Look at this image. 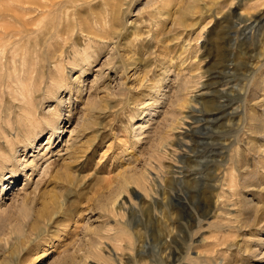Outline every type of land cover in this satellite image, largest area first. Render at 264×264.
I'll return each instance as SVG.
<instances>
[{"label":"rangeland","instance_id":"1","mask_svg":"<svg viewBox=\"0 0 264 264\" xmlns=\"http://www.w3.org/2000/svg\"><path fill=\"white\" fill-rule=\"evenodd\" d=\"M0 10V31L20 36L14 61L0 56V264H73L92 244L87 264H203V237L236 233L219 224L244 237L223 264H264V227H242L246 199L264 202V154L220 140L237 125L253 139L239 109L247 91L248 109L264 107V0H0ZM190 96L202 105L178 104ZM48 109H60L54 133ZM206 121L197 136L213 139L195 154L191 128ZM124 174L141 199L128 189L113 213Z\"/></svg>","mask_w":264,"mask_h":264},{"label":"bare ground","instance_id":"2","mask_svg":"<svg viewBox=\"0 0 264 264\" xmlns=\"http://www.w3.org/2000/svg\"><path fill=\"white\" fill-rule=\"evenodd\" d=\"M16 1V0H15ZM109 1V0H108ZM151 1V0H150ZM240 1V0H239ZM13 2V1H12ZM164 4V3H163ZM114 5H115V3H112V6L114 7ZM194 5V4H193ZM45 6L46 5H39V7H42V8H45ZM117 6V5H116ZM120 9V8H119ZM179 10V9H178ZM7 12V15L10 17V18H12V19H14L13 17H14V11L12 10L11 11V14H10V11L7 9L6 10ZM182 11V10H181ZM2 14H4V13H2ZM16 14V13H15ZM221 14V13H220ZM240 14V13H239ZM0 15H1V10H0ZM179 15V14H178ZM231 15L232 14H225V16L226 17H228V16H230L231 17ZM20 16V15H19ZM233 17L235 16L234 14L232 15ZM0 18H1V16H0ZM235 18V17H234ZM101 19V20H100ZM237 19L239 20V22H244V23H246V24H248L247 25V27H249V28H253L254 26H252V25H250L251 23H253L252 21V19H251V15H249V14H243V13H241L239 16H237V18H236V21H237ZM99 21H104V19L102 20V18H96L95 19V22H99ZM104 23V22H103ZM233 23H234V21H233ZM82 24V23H81ZM84 24V23H83ZM106 24V23H105ZM109 24H111V23H109ZM85 25H86V23H85ZM101 25H103V24H101ZM245 26V25H244ZM103 27V26H102ZM105 27V26H104ZM83 28H84V26H83ZM254 29V28H253ZM82 30H85V31H87V32H85V33H87V34H91L93 37H99V36H101V34L100 33H98L92 26H90V25H88V23H87V27L85 28V29H82ZM103 30V29H102ZM116 30V29H115ZM62 31V30H61ZM18 32L19 31H15V29L14 28H10V29H5V30H2V31H0V56H2L3 57V55H4V52L7 50H9V52H8V54H9V56H10V61L11 62H13L14 61V55H15V51H14V49H13V45H15L16 43H17V41H16V36L17 37H20L19 36V34H18ZM105 32V31H104ZM254 32V31H253ZM64 33V32H63ZM63 33H61V37H62V35H64ZM105 33H107V32H105ZM112 33V32H111ZM18 34V35H17ZM74 34V33H73ZM114 34V33H113ZM21 35V34H20ZM66 35V34H65ZM60 36V35H59ZM64 37H66V36H64ZM89 37V36H88ZM56 49V48H55ZM58 51V50H57ZM81 51H82V49H81ZM8 56V57H9ZM84 56V55H83ZM84 60V59H83ZM82 61V60H81ZM90 61V60H89ZM75 62V61H74ZM91 62V61H90ZM12 64V63H11ZM13 65V64H12ZM0 72H1V68H0ZM263 83V82H262ZM205 85V86H204ZM258 85V84H257ZM203 87H207V84H203ZM248 87V86H247ZM254 88V87H253ZM201 89H203V88H201ZM255 89V88H254ZM249 90V89H248ZM263 90V89H262ZM78 91L80 92L81 90L80 89H78ZM213 91H221L220 89H217V88H212V89H209L208 90V92H207V90H205V92H203L200 96H207L208 97V95L210 94V92L212 93ZM226 91V90H225ZM224 90L222 91V92H225ZM260 91V90H259ZM257 92V91H256ZM184 93V92H183ZM246 93V92H245ZM251 93V92H250ZM229 94V93H228ZM177 95V94H176ZM175 95V96H176ZM248 95H249V93H248V91H247V96L246 97H244L242 100H240V101H242V106H240V115H241V117H243V119L246 121V123H248V126H249V128L248 129H245V133H248L247 135H250V136H252L253 137V139H250V140H247V139H241V137H240V131L241 130H243L242 128H240L238 125H237V129H233L232 128V131L231 132H233L232 134L233 135H231V134H227L226 136H223V137H221L220 138V140H223V141H225V142H223V144H222V147L223 148H226V150H228V149H230L231 147L230 146H232L233 144H238V143H240V144H243V149H245V151L248 153H253V154H255V156L257 155H259V154H264V107L263 108H258V107H256L254 110L252 109V110H250V109H248V106L246 107V105H248L247 104V101H248ZM263 95V94H262ZM211 96V95H210ZM238 96V95H237ZM245 96V95H244ZM264 97V96H263ZM187 99V98H186ZM185 98H184V100H182L181 101V99L180 98H177V101L179 102L178 104L179 105H181L182 107L184 106V105H186V102L187 101H193V102H195L196 104H201L202 105V103L200 102V97H195V96H190L189 97V99L188 100H186ZM225 99V98H224ZM253 99H254V97H253ZM259 102V101H258ZM192 103V102H191ZM261 105V104H260ZM262 105H264V104H262ZM196 106V105H195ZM195 106H192V104L191 105H189L188 107H190L191 108V110L192 111H195V112H202L203 110H201V109H197V107H195ZM259 107H261V106H259ZM258 108V109H257ZM187 109V108H186ZM189 109V108H188ZM235 109V108H234ZM233 109V110H234ZM50 109H48L47 110V112H50V116H49V119H48V121L47 122H49V128H50V130H51V133H54V131H55V129H56V125L57 124H55L56 123V121H57V119H58V117H59V115H60V109L59 110H56V112H51V111H49ZM180 113V112H179ZM181 113H182V111H181ZM233 113V112H232ZM172 114H175V113H172ZM171 114V115H172ZM226 114V113H225ZM233 114H235V113H233ZM191 116V115H190ZM196 117V116H195ZM204 118V117H203ZM241 120V119H240ZM216 121V120H215ZM58 122V121H57ZM173 123V122H172ZM207 121H206V123L204 124V125H202V126H198V127H194V128H191V131H192V137L189 139L190 141H191V144H190V146H189V148H190V150L193 152V153H195V154H197L198 152H199V145H201L200 144V142H202V144H203V146H204V148H205V146H207V144L209 143V141L210 140H212L213 138H212V136H211V134L209 135L208 133L209 132H206L205 134H208V136H206V137H199V136H197L199 133H200V131H202V129H207V127L208 126H206L207 125ZM233 123V122H232ZM240 124V123H239ZM164 125V124H163ZM181 125V124H180ZM229 125H231V124H229ZM21 126V125H20ZM172 126V125H171ZM174 126V125H173ZM176 127V126H175ZM236 127V126H235ZM58 128V127H57ZM174 128V127H173ZM172 128V129H173ZM175 129V128H174ZM226 129V128H225ZM231 130V129H230ZM63 131V130H62ZM168 131V130H167ZM12 132H10V134H11ZM50 135H52V134H50ZM169 135V134H168ZM250 136H247V137H250ZM31 137H33V135L31 136ZM35 137V136H34ZM163 137V136H162ZM229 137H232V139L231 138H229ZM245 138V137H244ZM251 138V137H250ZM219 139V138H218ZM9 140V139H8ZM4 141V140H3ZM10 141V140H9ZM11 142V141H10ZM222 142V141H221ZM172 143V142H171ZM5 145V144H4ZM159 145H161V144H159ZM178 145V144H177ZM209 145V144H208ZM153 148V147H152ZM2 150V149H1ZM201 150V149H200ZM217 150V149H216ZM223 150V149H222ZM238 150V149H237ZM180 151V150H179ZM2 152V151H1ZM6 152V151H5ZM244 152V151H243ZM165 154H167V153H165ZM236 154L237 155H239L240 153L238 152H236ZM213 155V154H212ZM222 155V154H221ZM234 155V154H233ZM12 156H13V154H12ZM205 156V155H204ZM262 156V155H261ZM0 157L2 158V159H5L4 158V156H1L0 155ZM237 157V156H236ZM243 157V156H242ZM247 157V156H246ZM259 157V156H258ZM263 157V156H262ZM5 162H6V160H5ZM165 162V161H164ZM185 162V161H184ZM161 163V162H160ZM215 163V162H214ZM219 164V163H218ZM220 165V164H219ZM177 170V169H176ZM197 171H198V169H197ZM150 172V171H149ZM148 172V173H149ZM148 173H142V174H140L139 175V179H142L143 181H146V180H148V179H150L151 180V177L149 176L150 174H148ZM196 173V172H195ZM121 174V173H120ZM152 176V175H151ZM210 176V175H209ZM246 176V175H245ZM124 181L122 182V184H120L119 185V188H117L118 190L115 192V193H113L112 195H111V198H110V206H109V208L111 209V211L114 213V212H118V210L119 211H121V209L123 208L122 207V205L123 204H125V203H127L126 202V200H124V202H121V203H123V204H118L117 205V200H118V197L119 196H121L122 195V193H124V192H126V190H128V189H130L131 191H132V193H134L135 195H136V197H138V199H141V194L139 193V192H137L135 189H133L132 187H129V183H131V182H136V177H134L133 175L130 177V179H128L127 178V176H125V174H124ZM122 177V178H123ZM153 177V176H152ZM72 180V179H71ZM138 180V179H137ZM143 181H141V182H143ZM149 181V180H148ZM212 181V180H211ZM149 182H151V181H149ZM153 182V181H152ZM145 183V182H144ZM209 183V182H208ZM136 185H139V183H137ZM141 185V184H140ZM143 185H146V184H143ZM142 185V186H143ZM194 185V184H193ZM150 186V185H149ZM197 187V186H196ZM215 187V186H214ZM232 187V186H231ZM149 190V189H148ZM127 195V194H126ZM170 198V197H169ZM166 199V198H165ZM167 200V199H166ZM246 206H245V208H246V213H247V217L244 219V221L242 222V227H245V228H247V230H249V231H246V233L247 232H249V233H251V231L252 230H255V229H259V228H263L264 227V202L261 204V205H255V204H253L249 199H246ZM162 202H163V200H162ZM218 202V201H217ZM167 203V202H166ZM167 205V204H166ZM127 206V205H126ZM106 207V206H105ZM243 207V206H242ZM125 208V207H124ZM123 208V209H124ZM212 208V206L210 205V209ZM244 208V209H245ZM106 209H108V208H106ZM118 209V210H117ZM122 209V210H123ZM126 211V210H125ZM123 213V212H122ZM115 215H117V214H115ZM200 216V215H199ZM239 216V215H238ZM203 218V217H202ZM35 219V218H34ZM165 219V218H164ZM236 219V218H235ZM194 220V219H193ZM195 221V220H194ZM196 222H197V224H201V222H200V220L198 219V220H196ZM236 222V221H235ZM241 223V222H240ZM239 223V224H240ZM210 226V225H209ZM238 225H225V224H219V225H216V230H218V232H219V230L220 231H222V230H226L225 232H227L228 230L231 232V233H233L232 232V230H230L231 228L232 229H236V233L235 234H233L232 236H224V237H222V238H219V237H216V239L215 238H213V240H215V241H209L207 238L205 239L204 237L202 238V241H204V242H202V243H206V250L203 252H199V251H197V252H195L197 255V260L198 261H200L201 260V262H203V264H223L224 263V260H223V258H220L221 256V254L222 253H224L223 251L224 250H227L228 248H235V251L236 250H241L242 249V245H243V238L244 237H242L243 236V234L241 235V233H240V229L237 227ZM199 228H201V226L199 227ZM244 229V228H243ZM212 230V229H211ZM214 232V231H213ZM223 232V231H222ZM245 232V231H244ZM171 233V232H170ZM168 234V233H167ZM228 234H229V232H228ZM249 235V234H248ZM215 237V236H214ZM212 240V239H211ZM247 241V240H246ZM258 242V241H257ZM260 242V241H259ZM258 242V243H259ZM94 243H96V242H94ZM261 243V242H260ZM97 245H99V244H97ZM127 245V244H126ZM258 245H260V244H258ZM97 248H99V247H97L96 246V244H95V246L92 244V247H90V249L87 251H85V253L83 254L84 256H81V258L77 261H75V263H73V261H72V263L73 264H87V260H88V258L89 257H91V255L93 254V252H94V254L96 253L94 250H97ZM249 249V248H248ZM245 250V249H244ZM252 250V249H251ZM249 251V250H248ZM237 252V251H236ZM245 252V251H244ZM238 253H240V252H238ZM172 254V253H171ZM243 254V253H242ZM246 254V253H245ZM172 255H174V254H172ZM224 255V254H223ZM94 256V255H93ZM97 256V255H96ZM220 256V257H219ZM225 256V255H224ZM95 258V257H94ZM225 259H227L226 257H224ZM173 259V258H172ZM102 260V259H101ZM67 261V260H66ZM163 261H164V259H163ZM173 261V260H172ZM194 261V260H193ZM237 261V260H236ZM246 261V260H245ZM161 263H163L162 261H160ZM159 262V263H160ZM67 263V262H66ZM65 263V264H66ZM158 263V264H159ZM226 263H227V261H226ZM225 263V264H226ZM64 264V263H63ZM168 264V263H167ZM176 264H181V263H176ZM228 264H229V262H228Z\"/></svg>","mask_w":264,"mask_h":264}]
</instances>
